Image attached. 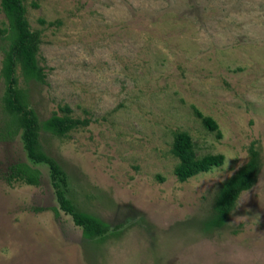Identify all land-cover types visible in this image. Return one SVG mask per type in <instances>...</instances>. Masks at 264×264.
<instances>
[{"label": "rangeland", "instance_id": "rangeland-1", "mask_svg": "<svg viewBox=\"0 0 264 264\" xmlns=\"http://www.w3.org/2000/svg\"><path fill=\"white\" fill-rule=\"evenodd\" d=\"M42 35L44 84L17 69L41 143L64 168L69 195L112 227L88 240L59 207L49 169L40 187L6 177L30 164L2 133L9 21L0 0V264H264V0H23ZM89 125L60 139L43 122L61 107ZM222 133L208 131L196 110ZM221 167L180 182L175 135ZM258 151L256 185L226 225L208 231L221 184Z\"/></svg>", "mask_w": 264, "mask_h": 264}, {"label": "trees", "instance_id": "trees-1", "mask_svg": "<svg viewBox=\"0 0 264 264\" xmlns=\"http://www.w3.org/2000/svg\"><path fill=\"white\" fill-rule=\"evenodd\" d=\"M1 7L9 21L10 44L5 51L2 77L6 83L4 95V109L9 117L2 128V133L9 137L19 135L23 143L30 164L13 166L6 181L11 186L28 185L40 187L43 173L32 165H43L49 169L51 185L59 205L56 208L71 216L74 224L81 228L84 236L92 242H102L110 234L117 235L121 227H112L96 216L81 210L70 198L69 180L62 165L44 150L41 143L40 122L35 111L30 107V96L26 89L20 88L17 69L20 68L24 78L28 81L44 84L46 73L40 66L38 59L42 43V35L33 31L27 19V8L23 0H1ZM197 116L204 127L218 137L222 136L219 124L209 116H205L197 109ZM64 114L58 112L43 122V128L53 136L66 139L72 132L89 125L88 119L71 116L69 106L61 107ZM172 153L178 159L175 169L180 182L210 172L221 167L225 162L223 154L197 155L192 136L187 132L175 135ZM262 168V161L258 151L251 148L250 158L233 176L226 179L220 186L212 205L209 218L204 222L208 231L223 228L230 214L237 206L241 195L250 191L257 183Z\"/></svg>", "mask_w": 264, "mask_h": 264}]
</instances>
